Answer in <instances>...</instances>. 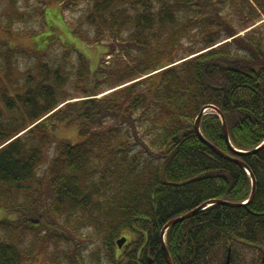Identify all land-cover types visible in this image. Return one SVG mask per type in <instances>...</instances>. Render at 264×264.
Instances as JSON below:
<instances>
[{"label": "trees", "instance_id": "1", "mask_svg": "<svg viewBox=\"0 0 264 264\" xmlns=\"http://www.w3.org/2000/svg\"><path fill=\"white\" fill-rule=\"evenodd\" d=\"M55 2L74 0H39L38 26L22 31L13 24L30 12L1 17L8 65L14 54L33 62L19 90L0 89V208L12 215L0 219V264H30L39 253L44 264H167L164 224L212 199L246 201L250 174L252 200L197 210L167 229L165 244L173 264H227L228 252L229 264H264V21L237 35L261 19L264 0H95L66 23L86 44L111 45L113 58L93 71L68 38L51 37L45 47L58 40L62 51L49 57L45 47L10 43L44 30ZM207 105L224 114L242 153L229 148L210 109L203 137L250 174L198 135L194 122ZM68 126L76 142L56 136ZM86 228L95 234L84 232L95 244L89 253L61 248Z\"/></svg>", "mask_w": 264, "mask_h": 264}, {"label": "rangeland", "instance_id": "2", "mask_svg": "<svg viewBox=\"0 0 264 264\" xmlns=\"http://www.w3.org/2000/svg\"><path fill=\"white\" fill-rule=\"evenodd\" d=\"M71 1L73 0H70V2ZM94 1L95 0H74L70 8H65L62 4L58 2H55L54 4L50 3L46 7V11H45L46 28L31 37H22L21 35H15L13 38L10 39V43L13 44V46L18 47L20 46L19 41H21V44L27 45L32 49L35 48L43 49L48 44L50 38L53 36L54 38H58L60 41L66 40L68 38L73 42L76 48L86 56V58L89 61L90 68L93 71L100 59H103L105 60V62L108 63L113 58V54L107 53V51L111 50V45L109 44V42H103L101 44L98 43L92 45L86 44L76 39L75 37L71 36L68 33L67 24L73 20H77L80 17L84 16ZM38 3L39 0H17L14 5H8L7 3H5L4 0H0V26L4 24V21H2L1 17H5L8 13L16 11V9L18 8H20V10L22 9L27 10L33 16L29 17L27 19V22L15 21L13 24L14 30L22 31L23 29L28 28V26L29 27L38 26L37 20H35L34 17V10H35L34 7ZM263 20L264 17L261 16V19L257 20L252 27L258 25ZM252 27L249 28L251 29ZM245 31L246 29L242 30L238 34H242V33L244 34ZM188 40L189 38H185L183 40L184 44H187ZM55 42L56 43H54L53 45L51 44L45 47L44 53L46 54L47 57H49V55L51 54L52 55H54L55 53L59 54L62 51L61 45L58 43L59 41L56 40ZM119 51L120 48H117L115 53ZM10 61L12 62V64L8 65V61L5 57V54H3L2 50L0 49V89L6 87L10 90H14V89L19 90L21 88V84L23 83V78H22L23 72L25 71L26 67L29 64H32L33 60L32 58L27 59L26 57H23L19 54H14V56L10 58ZM56 136L58 138H66L70 142H76L77 140H79L77 128L74 126L59 128L57 130ZM54 151H55V143L53 142L48 147L47 160H49V158L53 156ZM47 160L46 162L48 163ZM46 166L47 165L44 164L43 166L39 167L38 172L42 174ZM9 216L12 215H9L4 209L0 208V219ZM92 231L93 230L91 228H86L83 230L82 237L77 236V234L72 235L71 237L68 236L67 242L65 241V245L62 246L61 248L68 249V244L71 243L76 245L83 254L89 253V251L95 247V244L93 245L88 244V238L83 236H84V232L92 233ZM90 235H92L91 237L95 236L94 233ZM87 244L88 247H86ZM99 251L100 254L102 253L101 255L103 257L104 246ZM48 252H51V250L48 249ZM45 255L47 256L46 253ZM45 260H46L45 256L39 253L37 254V258L32 260L30 264H44Z\"/></svg>", "mask_w": 264, "mask_h": 264}, {"label": "water", "instance_id": "3", "mask_svg": "<svg viewBox=\"0 0 264 264\" xmlns=\"http://www.w3.org/2000/svg\"><path fill=\"white\" fill-rule=\"evenodd\" d=\"M213 109L216 114L219 116V119H220V123H221V129H222V132H223V135H224V138H225V141L226 143L228 144L229 148L234 151L236 154L238 153H242V151L234 148L232 146V144L230 143V140H229V135H228V129H227V124H226V121H225V117H224V114L215 106V105H207L205 106L202 111L198 114V116L196 117V120L194 122V128L195 130L197 131L198 135L200 136V138L202 139V141L207 144L209 147H211L217 154L227 158V159H230L232 161H235L239 164H241L242 166H244L246 168V165L244 162L242 161H239L237 160L234 156H232L231 154L229 153H226L224 151H222L221 149H219L218 147H216L213 143H211L209 140H207L206 138L203 137L202 133L200 132V129H199V124H200V119L204 113V110L205 109ZM264 145V142L258 146L257 148H260L261 146ZM256 148V149H257ZM256 149L252 150V151H247L248 152H254ZM247 169V168H246ZM248 173L250 174L249 170L247 169ZM251 175V181H252V189H251V194H250V197H249V200H252V198L254 197V193H255V183H256V180H255V177ZM196 179L198 177H195ZM195 178H192L190 179L189 181L191 180H194ZM212 203H225V204H229V205H233V206H236L238 205L237 203H232V202H229V201H226V200H223V199H212V200H209V201H206L202 204H200L198 207L194 208L193 210L191 211H188L184 214H181V215H178V216H175L171 219H169L163 226L162 230H161V241H162V248L165 252V258H166V261H167V264H173L172 263V260H171V257H170V254L166 248V245H165V242H164V239H163V236H164V233L165 231L170 227L172 226L173 224L179 222V221H182L184 220L185 218L193 215L197 210L199 209H202L204 208V206H206L207 204H212ZM126 238L125 237H120L116 240V244L120 247L124 242H125ZM227 264H229V252H228V255H227Z\"/></svg>", "mask_w": 264, "mask_h": 264}, {"label": "bare ground", "instance_id": "4", "mask_svg": "<svg viewBox=\"0 0 264 264\" xmlns=\"http://www.w3.org/2000/svg\"><path fill=\"white\" fill-rule=\"evenodd\" d=\"M229 202H232V201H229ZM249 201H239V202H232V203H237L238 205L236 206H242V205H245L247 204ZM229 205V204H228ZM233 206V205H232ZM167 248V246H166ZM168 250V249H167ZM164 251V250H163ZM169 252V251H168ZM164 255H165V252H164Z\"/></svg>", "mask_w": 264, "mask_h": 264}]
</instances>
